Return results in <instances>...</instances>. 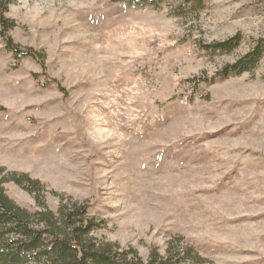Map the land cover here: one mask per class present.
<instances>
[{
  "label": "rangeland",
  "instance_id": "rangeland-1",
  "mask_svg": "<svg viewBox=\"0 0 264 264\" xmlns=\"http://www.w3.org/2000/svg\"><path fill=\"white\" fill-rule=\"evenodd\" d=\"M9 1L8 34L43 58L0 35V179L39 180L54 211L87 203L97 237L144 259L177 241L264 264V46L234 68L264 40V0Z\"/></svg>",
  "mask_w": 264,
  "mask_h": 264
},
{
  "label": "trees",
  "instance_id": "trees-1",
  "mask_svg": "<svg viewBox=\"0 0 264 264\" xmlns=\"http://www.w3.org/2000/svg\"><path fill=\"white\" fill-rule=\"evenodd\" d=\"M131 1L137 3L138 0ZM196 1L202 3V0ZM9 3V0H0V35L7 47L17 55L43 58L33 48L21 51L8 34L12 23L5 16ZM241 40L242 35L238 33L222 42L210 44L208 48L228 52ZM263 42L259 40L234 68L242 70L247 65L253 67L258 64ZM4 170L0 168V172ZM7 182H14L34 193L37 210L31 211L9 197L4 188ZM45 194L42 183L26 173L9 172L0 179V264H184L189 261L201 264L209 261L193 246L177 241L168 246L165 255L152 249L144 259L134 247L124 248L97 237L95 231L101 225L89 216L87 203L62 198L57 211H54L48 207Z\"/></svg>",
  "mask_w": 264,
  "mask_h": 264
}]
</instances>
